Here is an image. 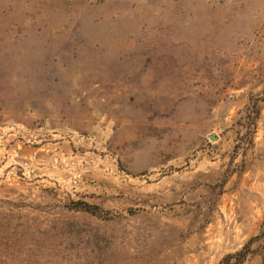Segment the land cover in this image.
Instances as JSON below:
<instances>
[{
    "label": "rangeland",
    "instance_id": "obj_1",
    "mask_svg": "<svg viewBox=\"0 0 264 264\" xmlns=\"http://www.w3.org/2000/svg\"><path fill=\"white\" fill-rule=\"evenodd\" d=\"M245 247L264 264V0H0V264Z\"/></svg>",
    "mask_w": 264,
    "mask_h": 264
},
{
    "label": "trees",
    "instance_id": "obj_2",
    "mask_svg": "<svg viewBox=\"0 0 264 264\" xmlns=\"http://www.w3.org/2000/svg\"><path fill=\"white\" fill-rule=\"evenodd\" d=\"M248 252V248L245 247L242 250L237 251L235 254L225 256L219 264H238L247 256ZM232 257H236L237 260H232Z\"/></svg>",
    "mask_w": 264,
    "mask_h": 264
},
{
    "label": "water",
    "instance_id": "obj_3",
    "mask_svg": "<svg viewBox=\"0 0 264 264\" xmlns=\"http://www.w3.org/2000/svg\"><path fill=\"white\" fill-rule=\"evenodd\" d=\"M212 139H215V137L213 136Z\"/></svg>",
    "mask_w": 264,
    "mask_h": 264
}]
</instances>
